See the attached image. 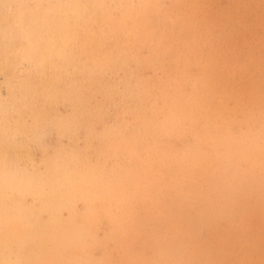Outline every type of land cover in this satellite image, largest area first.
I'll list each match as a JSON object with an SVG mask.
<instances>
[{
    "label": "rangeland",
    "instance_id": "obj_1",
    "mask_svg": "<svg viewBox=\"0 0 264 264\" xmlns=\"http://www.w3.org/2000/svg\"><path fill=\"white\" fill-rule=\"evenodd\" d=\"M119 1L121 0L106 1L107 4L103 5L102 24L108 23L114 28L99 30L92 27L76 30L81 35L80 38L75 45L69 46L66 56L54 58L53 67L45 65V57L37 49H30L29 56L24 54L22 46L25 44L20 35H8L10 43L7 46V55L0 52V65H6L0 67V84H5L4 86L9 88V83L11 86L16 84L19 90L26 84L24 81L31 80L36 84L38 78L43 77L48 85L53 84L55 79L60 82L56 87L69 91L68 94L56 95V97L45 92L40 104L30 103L34 106H27L23 119L34 131L40 124H44L38 133L42 137H47V143L51 139L49 149L62 146L66 141L71 143L79 155H86L88 162L94 164L91 170L83 171L79 156L67 159L61 169L64 174L82 173L84 183H90L89 188L92 187L95 191L96 200L93 201L90 197L89 201L95 206L99 203L107 214L114 218L107 228V231L113 234V239L107 241L100 238L99 251L109 260L116 261L122 251L129 248L134 258L144 254L148 263L162 264L165 260L171 262L170 256L162 252L167 242L159 238L162 234L158 233L151 224L153 203L161 186L167 185L174 192L172 212L175 216V229L179 230L188 224V218L183 212L189 200L193 213H202L205 200L199 197L201 195L208 199L212 208L228 209L231 217L253 189L260 187L264 195V179L258 184L253 176L259 169L258 172L264 175L261 170L264 169V63L260 56L252 52V49L238 52L240 66L232 60H225L221 66H218L211 56L199 62L201 45L196 34L192 33L188 36L185 31L163 28L162 24L160 28L154 30L160 35L158 39L128 41L124 38L127 35L125 33H134L135 30L131 29L129 24L126 28H121L125 25L120 20L119 10L115 8V4ZM244 1H248L251 7L252 18L262 15V12H259L264 0ZM25 2H29L27 3L29 9L33 7L31 0ZM89 2V0H53L52 3L63 11L80 9L82 13H86L92 7ZM225 3L226 0L219 2L204 0L208 16L215 23L212 33L215 47L211 52L222 46L223 53H227L233 46L229 41L233 36V30L226 24L230 13L226 10ZM166 4L170 5V3ZM9 6L4 5L3 0H0L2 33L6 26L3 18ZM231 7L232 13L235 12L238 2L232 3ZM199 10L200 8L196 10V14L201 18L203 10ZM42 12L46 13V10ZM180 12L183 15L188 14L182 10ZM70 14L74 16L73 13ZM232 17H235V14H232ZM251 23L247 22L248 25ZM60 31L63 32V29ZM71 31L74 29H68V32ZM90 31L98 35L99 31L111 34L109 37L101 38L99 43H89L84 33ZM48 32V28L43 29L41 35L44 36ZM55 36L57 42L61 41L60 33H56ZM223 41L226 42L225 46ZM30 55L36 56L30 57ZM6 57L11 60L8 62ZM251 63L254 68L251 67ZM245 67H249V70L245 71L244 75L242 68ZM62 70L65 71L62 79L58 77L49 79V74H57ZM206 73L213 82L231 83L229 91L225 95L221 93L209 95L204 101L206 91L202 87L201 78ZM2 84L0 91L4 88ZM28 85L32 86V83ZM208 87L212 93V87ZM28 91L23 88L19 92L22 95ZM0 98L1 104L12 102L14 99L8 94L0 95ZM11 111L16 116L15 111ZM226 111L230 113L229 121L226 125H219L216 121L224 119ZM205 114H208L207 118L213 133H210V138H206L207 142L201 143L195 138H203L197 136V132L200 131L197 128L202 125ZM3 115L5 112H0V116ZM191 115L192 125L188 122ZM6 123L10 126V123ZM66 127H70V130ZM70 131L74 133H69ZM12 133L31 135L16 130ZM224 133L230 140L227 144L217 136ZM252 134L255 136L253 137ZM11 138L21 141L16 136ZM12 141L15 142L14 139ZM104 142H108L110 150L103 149ZM34 149L38 152L37 145ZM184 151H188V156L182 160L181 155ZM45 153L53 152L45 150ZM121 153L131 156L125 164L119 161ZM209 154L218 158V164L214 165L209 173V177L213 179L193 175L192 163L196 165L198 160L201 162L207 160ZM50 158L58 162L60 156L54 155ZM118 163L120 167L113 166ZM52 164L53 162H49L47 166ZM42 168L40 163L36 162L33 172ZM45 168L46 165L44 170ZM55 169L56 167H52L47 169V172H54ZM120 169L124 173H121ZM174 176L176 179L167 183ZM128 179L133 180L135 186H130ZM38 180L26 184L33 183L38 187ZM68 184L79 185L70 182H66L65 185ZM2 185L7 186L11 196H22L16 188L14 189L17 183L11 174L5 173V183L0 180V186ZM136 186L139 189L142 210L137 207L128 214L121 215L111 211L113 206L117 207V204L108 208L98 200L102 188L106 189L104 187L129 189ZM28 199L30 209L38 210L41 201L38 198L28 197ZM51 200L61 201L66 210L67 203L58 195L50 193L46 194V202L43 205L51 207ZM165 200L168 205V198L166 197ZM0 201L5 203L1 191ZM249 204L254 211L253 205ZM262 212L264 216V208ZM228 217L230 216L224 215L216 219L217 229L222 232L228 231ZM260 217V215L252 217L255 220L252 226L256 227L261 223ZM20 218L27 217L0 213V235L5 245L0 248V264H19L15 259V252L20 251L16 239V226ZM42 219L44 222L50 220L46 214L42 215ZM234 219H238V214H234ZM80 222H83L85 230L91 233L88 240L92 245V237L98 235L94 233V226L90 223L93 231L86 229V224L89 223L86 216H83ZM133 224L136 226L135 234L129 239L122 230ZM60 225L63 228L75 227L71 217L66 214L61 219ZM60 239L59 236H50L47 242L52 243ZM211 242L213 244V238L206 236V243L201 245L200 249ZM24 247L28 264H72L69 259L59 260L53 257L52 247L36 251L32 248L31 242ZM75 258L73 264L87 263V257L84 255H81V259L76 256Z\"/></svg>",
    "mask_w": 264,
    "mask_h": 264
},
{
    "label": "bare ground",
    "instance_id": "obj_2",
    "mask_svg": "<svg viewBox=\"0 0 264 264\" xmlns=\"http://www.w3.org/2000/svg\"><path fill=\"white\" fill-rule=\"evenodd\" d=\"M89 1L90 6H92L91 10L82 13L80 9V11L78 9L63 11L53 5V0H31V4L33 5L32 8L30 7L31 9L27 6L29 2L26 3L25 0H3L4 5L10 6L7 7V12L3 18V21L6 23L4 33L0 30V52L7 55V46H9L10 43L8 42V35L18 34L25 44L22 46L24 48L22 50L24 54L29 56L30 49H37V51H40V54L45 57V65L53 67L54 58H63L69 46L75 45L76 41L80 38L81 35L76 32V30L91 29L92 27H96L99 30L103 28H114L108 23L107 25L102 24L104 22V20H102L103 5L107 4L106 1L111 2V0ZM214 1L219 2L221 0ZM234 2H238V7L237 10L232 13L231 4ZM166 3H170L171 6ZM260 7L261 10L259 13L262 12V15H256L257 18L254 19L250 13L251 7L248 1L232 0L230 2V0H226L225 8L230 13V16L227 17L226 24L233 30V36L231 40H229L230 44L233 46L227 53H223L222 46L214 50V52H211L213 47H215V39L212 34L215 23L208 16V10L204 5V0H121L115 4V8L119 10L121 16L120 20L122 24L125 25L121 28H126L129 24L130 28L135 30L134 33H125L127 35H125L124 38L128 41H136L138 39L144 41L156 40L160 35L155 33L154 30L160 28L162 24L164 26L163 28L185 31L188 36L192 33L196 34V38L200 40L199 45H201L199 49L201 54L199 62L207 60L208 57L211 56L218 66H221L225 60L235 61L237 65L240 66L238 63V52L247 49H252V52L260 56L264 63V1ZM198 8L203 10V17L201 18L196 14ZM40 9L41 11H37ZM44 10H46V13L42 12ZM181 10L188 14H181ZM70 13H73L74 16ZM116 13H118V11H116ZM231 13L235 14V17H232ZM248 21L252 23L248 25ZM46 28L49 29V32L44 36L41 35V31ZM61 29H63V32L60 31ZM68 29H74V31L68 32ZM141 30H147L148 32L141 33ZM56 33L62 35L61 41L57 42L58 39L56 40L55 38ZM110 34L111 33L102 31H99V35L92 31L84 33L89 43H99L101 38L105 36L109 37ZM185 40L187 41L188 38ZM60 43H62L61 47ZM223 43V46H225L226 42L223 41ZM107 52L105 54H107ZM32 56L30 55V57ZM6 58L8 62L11 60L9 57ZM69 61L72 62L71 59H69ZM1 66L6 65H0V67ZM251 67L254 68L252 63ZM242 69L245 75V71H248L249 67ZM46 74H48V71ZM64 74L65 71L62 70L57 74H49L50 78H48L52 79L58 77L62 79ZM53 80V84L50 85L46 83L43 77L38 78L36 84L31 80L30 82L24 81L26 84L22 85L19 90H17L16 84L11 86L9 83V88L1 83L4 88L0 91V95L8 94L14 99H12V102L6 104L0 103V112H5V115L0 116V180L5 183V173L11 174L17 183L14 189L16 188L22 196H11L7 186H0V191L5 199V203L0 201V213H5L7 215L18 214L27 217L20 218L16 226V239L17 245L20 246V251L19 253L15 252V259L19 264H28V261L25 259L26 252L24 246H27V244L31 242L34 250H45L48 247H52L53 257L59 260L69 259L72 264L75 262V256L81 259V255L87 257V263L85 264H151L145 260L144 254H141L138 258H134L129 248L123 250L116 261L109 260L99 251L98 242L100 238L107 241L113 239V234L109 233L107 228L114 218L110 217L99 203L95 206L93 202L89 201L90 197L93 198V201L96 200L94 197L95 191L94 188H89L91 186L90 183H84L81 177L82 173L77 175L64 174V171L61 169L67 159L78 158L79 156V163L80 161L82 162L83 166L81 169L83 171L91 170L94 164L88 162L86 155H79L73 149L71 143L66 141L63 142L62 146L51 147L49 149L51 139H49L47 143V137H42L41 134L38 133L44 127V124H40L37 130L35 129L36 131H34L23 119L27 106H34L30 103L40 104L45 92L55 97L56 95L62 96L69 93V91L56 87L60 82L55 79ZM201 82H203L202 87L206 91L204 101L207 100V96L209 95H216L217 93L225 95L229 91L228 88L231 84L213 82L209 80L207 73L201 78ZM28 83H32L33 88L28 85ZM208 86L212 87V93ZM23 88L29 91L21 95L19 91ZM57 91L59 92L56 93ZM11 110L15 111L16 116L12 114ZM43 116L44 115H42V117ZM229 116V111H226L225 118L217 120L216 122H218L219 125H226L229 121ZM203 117L205 118L202 125L197 128L200 129V131L197 132V136L203 138H195L201 143L207 142L206 138H210V133L212 132L207 118L208 114L203 115ZM6 122L10 123V126H7ZM188 122L191 125L193 124L192 115L188 118ZM68 128L67 129L70 130V127ZM15 130L16 132L30 133L31 135L25 136L12 133ZM69 133L74 132L70 131ZM104 135L106 134H103V136ZM252 135L253 137L255 136L254 134ZM11 136H16L21 141L18 142V140L11 138ZM217 136L224 144L230 141L227 139L225 133ZM12 139H14L15 142H13ZM35 145L38 146V152L34 149ZM103 149L110 150L108 142H104ZM45 150H49L53 153H45ZM54 155L60 156L58 162H54L50 158ZM187 156L188 151H184L181 155V159L185 160ZM130 157L131 156L127 154L121 153V159L119 161L125 164ZM217 159L218 158L214 155L209 154L207 160L202 162L198 160L196 165L193 162L191 165L192 169H194L193 175L213 179L209 177V173L211 168L218 164ZM36 162H39L43 168L33 172ZM49 162H53V164L47 166ZM45 165L46 168L44 170ZM119 165V163L113 164L115 167H120ZM229 165L230 161L228 162V166ZM52 167H56L55 171L47 172V169ZM261 170L264 173V169ZM119 171L124 173L122 169ZM258 171H260V169ZM258 171L253 176L259 184L260 180L264 179V175ZM46 176L47 178H45ZM36 179H39L38 187L33 183L26 184V182H34ZM175 179L176 176L167 183ZM66 182L77 183L79 185H65ZM127 182L130 186H135L133 180L128 179ZM104 188L106 189L103 190L102 188L101 193L98 195V200L108 208L117 204V207H112V212L125 215L137 207L142 210L138 186L134 188L130 187L129 189ZM47 193L58 195L65 201L67 203L66 210L63 208L62 202L57 200H51V207L43 205L46 202L45 196ZM28 197H31V199L38 198L41 201L38 210L30 209ZM166 197L169 201L168 205L165 200ZM173 197L174 192L171 191V187L167 185L161 186L155 197L151 214V224L153 228L158 233L162 234L159 238L167 242V246L164 247L162 252L168 254L171 258V262L165 260L162 264H264V224H262V221H264L262 212L264 208V195L260 187L251 191L249 196L243 200L235 212L232 213V217L231 212L226 208H212L204 195L199 196L201 199L205 200L202 213L194 214L191 201L189 200L188 206L183 212L188 218V224L185 228L180 230L175 229V216L172 212ZM249 203L253 205L254 211ZM243 207L245 208L243 209ZM43 214L48 215L50 220L44 222L42 219ZM64 214L71 217L75 224L74 228H63L60 225V221L64 217ZM234 214H238L237 220L234 219ZM224 215L230 216L228 217L229 229L227 232H222L217 229L218 227H216L215 223L218 217H223ZM257 215L261 216L259 219L261 223H258L257 226L254 227L252 225H254L253 222L255 220L252 219V217ZM83 216H86L89 222L86 224V229L93 231L90 225L91 223L95 228L94 233L98 234L92 237V245L88 240V236L91 233L85 230V224L83 222L79 223ZM135 230L136 226L133 224L131 227L123 229L122 233L131 239L134 237ZM50 236H59L61 239L49 243L47 242V238ZM206 236L213 238L214 242L200 249L201 245L206 243ZM3 247H5V245H3L2 236L0 235V248Z\"/></svg>",
    "mask_w": 264,
    "mask_h": 264
}]
</instances>
